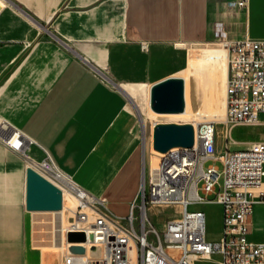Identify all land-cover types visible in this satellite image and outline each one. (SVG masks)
I'll list each match as a JSON object with an SVG mask.
<instances>
[{"label": "crops", "instance_id": "0c3cea01", "mask_svg": "<svg viewBox=\"0 0 264 264\" xmlns=\"http://www.w3.org/2000/svg\"><path fill=\"white\" fill-rule=\"evenodd\" d=\"M231 1L42 0L40 9L28 8L34 18L20 8L53 34L0 0V43L14 45L18 54L38 28L66 46L42 37L11 60L10 65L18 62L0 87V125L6 120L14 126L33 142V160L48 153L73 182L124 220L141 182L134 101L149 105L150 87L165 79L188 81L189 48L216 43V23L229 40L264 39V0H249L247 9L230 8ZM205 50H196V56ZM26 169L0 137V264L46 261L32 222V214L42 212L26 209ZM263 204L254 205L249 220L254 241L264 238L253 226ZM64 211L43 213L63 216L64 226ZM54 232V248L62 253V229L55 224Z\"/></svg>", "mask_w": 264, "mask_h": 264}, {"label": "built area", "instance_id": "2783aa9c", "mask_svg": "<svg viewBox=\"0 0 264 264\" xmlns=\"http://www.w3.org/2000/svg\"><path fill=\"white\" fill-rule=\"evenodd\" d=\"M248 4L249 0H234L227 5L247 9ZM215 36L226 51L225 110L220 123L224 127L256 125L264 120V39L245 36L229 40L221 23L215 24ZM218 123L204 119L194 123L192 147L164 153L153 175L140 182L124 220L109 211L103 199L73 182L48 153L44 152L40 161L33 160V142L6 120L1 121L0 137L22 157L26 168L31 163L41 173L60 171L69 178L66 191L76 208L62 235L82 233L85 241L65 242L58 264H264V238H249L253 207L264 200V143L229 151L226 132L224 149L217 153ZM208 161L219 162L221 169L205 167ZM207 204L220 207L221 228L216 241L206 237L205 213L189 210ZM172 206L180 209L179 217L157 230L147 212L153 207ZM72 246L82 247L84 253H71ZM92 246L100 247V257H90Z\"/></svg>", "mask_w": 264, "mask_h": 264}, {"label": "rangeland", "instance_id": "374dc122", "mask_svg": "<svg viewBox=\"0 0 264 264\" xmlns=\"http://www.w3.org/2000/svg\"><path fill=\"white\" fill-rule=\"evenodd\" d=\"M13 4L18 6L27 12L34 18L28 11L30 9H40L39 3L42 0H10ZM7 1L5 0V3ZM9 6V3H6ZM38 22V21H37ZM40 23V22H39ZM45 28L46 26L42 23ZM51 33L54 31L46 28ZM36 37L21 45V51L14 52V45L7 43H0V87L5 82L9 72L17 64L18 59L21 58L25 51H27L32 43L39 38L51 39L42 30L36 28ZM221 45L218 43H212L208 45L189 48V54L191 53L192 64L191 69L187 72L190 73V79L185 82V99L188 105V112L186 115H158L149 109L147 100L136 99L133 103V107L136 108L139 116V125L141 127L140 133V154H141V180L143 181L148 177V174L153 173V170L157 169L159 159L163 156H159L156 150L153 149V127L154 124H190L193 126L194 122H198L202 119L195 117V113L199 111L204 114V120H214L218 115L223 119L225 110V73H226V60L224 59V51L219 49ZM206 48L207 50L202 52V56H196V50ZM17 60L10 65L11 60ZM185 76V73L182 77ZM189 77V75H188ZM219 119V118H217ZM220 119L219 121H222ZM228 134V147L229 151H236L242 148L248 147L252 143L264 142V120L260 121L256 125H233L224 127L220 122L216 125V152L220 153L224 149L225 140L224 135ZM214 165L219 170L221 164L219 162L208 161L204 166ZM264 192V187H263ZM202 195V193H201ZM211 199V198H210ZM64 200V199H63ZM64 202V201H63ZM73 210L76 208V202L71 201L67 203ZM72 205V206H70ZM65 209V223L68 217L72 214ZM259 209L254 215L253 226L256 234H264V204L257 206ZM201 209L205 213V229L206 237L208 239H217L220 234V210L215 204H207L198 207H190L189 210ZM180 209L177 206L172 207H153L147 212V217L150 223L157 229L162 230L165 223L169 220L179 217ZM35 216V221H34ZM63 217L51 213H41L37 215L32 214V222L34 229V241L35 245L41 248L44 256L55 254L58 256L61 254L54 248L55 239V224L57 226H63L61 221ZM65 239V238H64ZM66 242V241H65Z\"/></svg>", "mask_w": 264, "mask_h": 264}, {"label": "water", "instance_id": "95a60500", "mask_svg": "<svg viewBox=\"0 0 264 264\" xmlns=\"http://www.w3.org/2000/svg\"><path fill=\"white\" fill-rule=\"evenodd\" d=\"M14 6L26 18L36 24L39 28L46 29L36 23L20 8L15 6L9 0H6ZM53 39L64 45L54 35ZM65 46V45H64ZM66 47V46H65ZM89 67L102 75L99 71L89 65L85 59H82ZM185 82L182 78L172 77L161 81L150 87L149 90V109L155 114H182L185 110ZM193 128L188 124H157L153 127V149L161 153H166L173 148H190L193 145ZM61 194L51 184L46 182L40 175L32 169H26V209L27 211H56L61 207ZM91 240V236L89 237ZM67 243H83L85 236L82 233H68L65 237ZM69 251L73 254H83L84 249L79 246H72ZM90 257L98 258L101 255V249L98 246H92L89 249ZM45 264H58V256L55 254L47 255Z\"/></svg>", "mask_w": 264, "mask_h": 264}, {"label": "bare ground", "instance_id": "6f19581e", "mask_svg": "<svg viewBox=\"0 0 264 264\" xmlns=\"http://www.w3.org/2000/svg\"><path fill=\"white\" fill-rule=\"evenodd\" d=\"M5 2V0H3ZM7 3V2H6ZM219 49H221L222 51H224V59L226 60V51L225 49L223 48V46L221 45V47H219ZM184 80V79H183ZM185 82V80H184ZM225 83H226V73H225ZM224 88H225V85H224ZM184 95H185V92H184ZM224 96H225V91H224ZM185 97V96H184ZM188 112V105L186 104V99H185V110L182 114H178V115H186ZM158 115H163V114H158ZM165 115H170V114H165ZM205 115L204 114H201L199 111H197L195 113V117L198 118V119H205L207 117H204ZM215 117L219 118V119H214V120H217L216 122H221L219 121L220 118L218 115H215ZM196 123V122H194ZM161 124V123H159ZM157 125V124H156ZM174 125H177V124H174ZM190 125V124H188ZM192 126V125H191ZM173 149H180V148H173ZM158 155L161 156V155H164V153H161L159 151H157ZM27 169H32L35 173H37L38 175H40L46 182H48L49 184H51L54 188H56L60 194H61V207L59 210H56V211H33V212H59L62 210L63 208V203H64V206H66V211L68 212H73L74 210L72 208L69 207V205H67V203H70L71 201H73V197L71 195H69L66 191L67 187L70 185V181H69V178L64 175L62 172H52L51 174H44V173H41L38 169L34 168V166L31 164V163H28L27 164ZM156 170V169H155ZM153 170V173L154 171ZM153 173H151L150 175L152 176ZM64 199V200H63ZM64 201V202H63ZM72 206V205H70ZM65 212V211H64ZM63 217V216H62ZM70 217V216H69ZM68 217V218H69ZM64 226L61 227V229L63 228ZM61 237H62V246L63 248L61 249V252L64 253L65 252V248H66V243H65V239H64V235H62V232H61ZM60 239V238H59ZM61 253V254H62Z\"/></svg>", "mask_w": 264, "mask_h": 264}]
</instances>
